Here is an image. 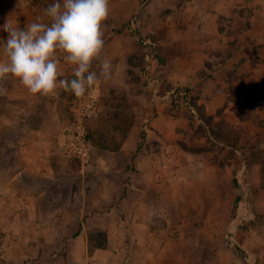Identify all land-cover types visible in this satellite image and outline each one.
Here are the masks:
<instances>
[{
	"label": "crops",
	"instance_id": "1",
	"mask_svg": "<svg viewBox=\"0 0 264 264\" xmlns=\"http://www.w3.org/2000/svg\"><path fill=\"white\" fill-rule=\"evenodd\" d=\"M6 1L0 0V27L9 19L24 28L16 17L27 10L23 0H13L14 13L7 10ZM131 1L129 13L119 16L112 10L107 19L105 40L111 52L103 60L117 62L109 79L117 84L114 89H126L132 124L121 146L100 150L96 162H88L85 173L81 171L78 186L61 191V199L59 192L50 195L47 184L52 181L63 190L58 177L63 169L54 165L53 158L62 156L66 132L46 135L42 127L31 126L29 134H20V126L33 115L38 95L22 101L25 94L19 82L17 90L0 92V264H52L40 258L27 261L25 254L35 252L36 257L42 248L56 250L57 241L79 244L87 251V237L94 233L107 236L105 250L99 251H114L116 245L117 257L128 253L126 264H183L181 252L171 257L162 254L161 259L154 258L153 252L146 259L138 258L143 247L157 245L161 252L177 248L175 243L164 247L161 242L149 243L150 236L157 235L155 220L165 215L161 204L171 199L174 187L183 186L165 173L171 166L152 163L151 142L161 155L167 144L177 156L233 152L244 158L241 171L251 165L264 170L261 160L252 157L254 152H264V0H149L141 9L138 0ZM134 13L138 15L129 28L113 31ZM29 15L34 22L39 18ZM137 35L151 39L164 59L152 65L146 76L133 63L148 50ZM7 36L0 33L5 41ZM0 62H7L4 51ZM9 76L0 78V83ZM183 89L213 116L214 124L223 122L239 132L233 145L218 144L219 150L209 143L199 147L202 150L184 145L189 141L202 146L207 137L185 138L181 131L192 113L176 92ZM97 91L90 94L94 97ZM45 108L46 125L61 126L64 116L50 103ZM96 110L97 104L94 115ZM216 164L221 167L219 161ZM222 166L228 170L231 165ZM172 168L181 172L184 166L176 162Z\"/></svg>",
	"mask_w": 264,
	"mask_h": 264
},
{
	"label": "rangeland",
	"instance_id": "2",
	"mask_svg": "<svg viewBox=\"0 0 264 264\" xmlns=\"http://www.w3.org/2000/svg\"><path fill=\"white\" fill-rule=\"evenodd\" d=\"M148 1L149 0H138L139 9L143 8ZM53 2L54 0H23V3L27 7V10H24L26 13L21 12L16 17L23 23L24 27L27 23L30 24L34 22L29 14L39 17L35 22L49 23V17L45 14V9ZM5 4L9 12H15V2L13 0H7ZM109 6L110 14L108 17H111L112 10H114L116 14L119 13V16H125L133 7V2L131 0H109ZM137 15L138 13H134L131 19L120 27L113 29V31L119 32L129 28L131 22L136 19ZM106 22L107 20L102 26L104 49L100 59L94 61L92 66V70L97 72L98 75L103 59L111 52V49L106 47L108 44L105 40L107 36V32H105L107 29ZM0 33L8 34L3 30V26L0 27ZM130 35L134 36L135 31L132 30ZM141 44L148 47V50L140 59H136L133 63L140 66L143 76H146V73L152 65H155L157 61L162 64L164 59L151 39L147 38L143 40L142 38ZM0 51H3V49H0ZM108 61H110L111 67L113 66L112 64L117 63L116 61ZM58 68L59 79L71 80L74 78V66L64 62L62 58L60 59ZM109 78L104 79L101 76L97 83L99 85L97 86L96 84L87 90L88 93L93 94L96 88L99 89V91L94 94V97L97 98V110L99 111L96 110V114L85 122V139L86 131L90 132V125H93L92 123H95L99 118L101 119L99 131H106L104 135H107L104 141L105 144L97 142L99 143L98 145L96 143V138L94 144L87 142L90 149V160L88 164L96 162L100 150H110L109 148L113 147L114 141L110 137L112 133L109 128L106 129L107 125L105 121L112 120V116L116 115L117 112H120L121 119L125 124L129 121V111L131 110L128 109L130 105L127 101L126 89H114L113 87L117 84L112 82ZM18 82L19 81L12 76L3 79L0 83L1 95H3L2 93H4V91L5 94H9V92L17 90V88H19L17 87ZM238 84H240V82ZM58 87V96L56 97L54 94L55 92L50 95H38L39 101H37V99L35 100V110L33 109L35 113L33 111L31 117L27 116L30 117V121L27 122L28 124L24 123L20 126V134H29L31 126L35 128L42 127L40 129H45L46 135H56L59 134L61 130L67 132L71 129L75 119L74 115L72 116L74 113L72 109L75 107V102L78 101V97L71 91H66L64 86L58 85ZM22 88L24 90L22 95L25 94L24 100L22 101L26 103L34 99L32 97H35V95L31 94L25 87ZM55 91H57V89ZM187 92L188 89H183L181 92L179 90L177 94L184 100L188 107L189 101L191 99L193 100L194 97H189ZM170 97V101L173 102L172 96ZM49 103L56 113L64 116V121L58 128L52 124L46 125L47 109L45 106ZM117 106L119 107L118 110ZM204 114V120L207 122V116L209 115L206 111ZM93 120L94 122H92ZM197 120L198 118L191 113L188 122H183L184 129L181 131L185 135V138L190 137L192 139L193 136L198 135V133H202L206 136L207 142L201 140V143H203L202 146H198V144L193 145V142L189 141L187 143L184 142V145L191 149L196 147L194 150H202L199 149V147L207 146L208 143L210 145L211 140L208 139L207 135H209V132L207 129L201 128L200 132L198 131L201 123L199 121L198 126H196ZM219 126H221L220 133H223V127L220 123ZM230 128L232 131L237 132L232 126H230ZM202 129H204L205 132ZM120 137L121 135H117V141L120 140ZM141 137L142 146L144 137L143 135ZM154 145L155 143L151 142V152H153V155H151L152 163L166 164L168 167L171 166L170 168H166L168 173L167 171L165 173L169 174V178L172 180L176 178L178 184L179 181H182L183 186L174 187L173 194L169 196L171 199L167 203L161 204V207L165 208V215L155 220L153 227L157 235L155 237L150 236L149 243L155 245L161 242L163 244L162 247L166 244L173 245L175 243L173 246L177 245V248H172L174 252L170 250L161 252L157 245L154 246V249L149 248L148 250H144L143 247L142 252H138V258L146 259L151 252H153L154 258L161 259L164 258L162 254H167L171 257L181 252L179 255L181 256L183 264H264V170H258L251 165L248 170L241 171L240 163L244 158L242 156L240 160L233 152L221 153L220 151V153L214 156H198L187 153L177 156L174 148L167 144L166 149L163 150L161 155L160 153H155L157 151H154L156 149ZM216 146V149L219 150L220 148L218 145ZM252 157L255 159L258 158V160H261L260 162L264 164V152H254ZM54 158V165L57 166V168L62 167L63 169L58 176L60 179L59 183L62 185L63 190L57 188V186H55L56 184L52 181L48 182L47 187L51 196L57 195V192H59L60 195L58 199H61V197L64 196L61 194V191L66 192V190L78 186L81 171L85 173L87 166L85 164L84 167H82V163L78 159L63 154L58 157L54 156ZM248 158L250 157L248 156ZM217 161L221 163V167L216 164ZM176 162L184 166L183 171L176 172L172 168ZM224 163H229V165H231L228 170L222 166ZM129 167L131 168V166ZM173 186H175V184H173L172 187ZM167 192L172 193V189L168 187ZM175 193H177L176 199L174 198ZM75 194H79L78 190L75 191ZM47 223L48 222L45 221V224ZM68 227L70 228V225ZM71 227L72 229L75 228L74 226ZM147 239L149 238L147 237ZM97 240L102 241V238L94 237L90 249L87 248V251H85L83 247L81 248L79 244L68 245L67 242L63 244L57 241V244L54 245L56 250L51 248L49 251L48 249L42 248L37 252L36 257L35 252L25 255L27 256V261L32 259L31 261L35 262L36 259L38 260L40 258L48 260L52 264H89L92 261L97 264H126L128 253L125 252L124 254V252H120L122 258L117 257L115 251L116 245L113 247L114 251L112 250L111 252H102L92 249L96 245L94 241ZM167 249L169 248H166V250ZM1 254L0 252V255ZM52 254H54V256ZM29 255L32 256L29 257Z\"/></svg>",
	"mask_w": 264,
	"mask_h": 264
},
{
	"label": "clouds",
	"instance_id": "3",
	"mask_svg": "<svg viewBox=\"0 0 264 264\" xmlns=\"http://www.w3.org/2000/svg\"><path fill=\"white\" fill-rule=\"evenodd\" d=\"M49 23L32 22L21 28L9 19L3 25L7 39L0 49L7 62H0V78L12 76L33 95L53 94L57 85L82 97L102 76L111 75L107 59L100 73L92 70L104 49L102 26L110 14L109 0H54L45 9ZM74 66V78L59 79L60 59Z\"/></svg>",
	"mask_w": 264,
	"mask_h": 264
},
{
	"label": "trees",
	"instance_id": "4",
	"mask_svg": "<svg viewBox=\"0 0 264 264\" xmlns=\"http://www.w3.org/2000/svg\"><path fill=\"white\" fill-rule=\"evenodd\" d=\"M137 36H138L140 42H142L141 37H139V35H137ZM176 92H178V91H176ZM188 107L190 108V110L192 111L194 116H196L201 123L200 127L198 128V131L200 132L201 128H205L208 130L209 137H211L210 148L217 147L216 145H218V144H231V145H233L234 142H236L239 133L232 131V129L230 128L229 125L227 126L225 123L220 122V124L223 127V131H224L223 133H220L221 126H219V124L213 123V116H210V115L207 116V122H206V120H204L205 110L203 107L197 105L195 98L193 100L191 99L189 101ZM118 109H119V107L117 106V110ZM128 109H130V107ZM121 118L122 117L120 115V112H117L116 115L112 116V120H106L105 121V124L107 125L106 129L109 128V130L112 133L110 137L114 141L113 147L109 148L110 150H117L121 146V144L123 143V140L126 137V133L128 132V130L132 124L133 116H132L131 112H130L129 121L127 122V124H125ZM92 122H94V120ZM100 122H101V119L100 118L97 119L95 121V123H92L93 125H90V128H91L90 132L86 131L87 142H89V143L91 142L94 144L95 138H96V140H97L96 143L99 142L100 144H103L104 141L106 140L107 135H104V134H106V131H104V132L99 131L100 130L99 129ZM108 125H109V127H108ZM202 130H204V129H202ZM198 131H197V133H198ZM204 132H205V130H204ZM117 135H121L120 140H118V141H117ZM201 136H204V135L202 133H198V135H194L193 137H201ZM141 139H142V137H141ZM233 139H234V141H233ZM99 143H97V144L99 145ZM94 237H97V238L100 237V238H102V241H98V240L94 241V242H96L95 243L96 245L92 249L100 250V249H104L107 246L106 234L105 233H94V234H90L87 238V248L88 249H90V245H91L92 239H94Z\"/></svg>",
	"mask_w": 264,
	"mask_h": 264
},
{
	"label": "built area",
	"instance_id": "5",
	"mask_svg": "<svg viewBox=\"0 0 264 264\" xmlns=\"http://www.w3.org/2000/svg\"><path fill=\"white\" fill-rule=\"evenodd\" d=\"M97 101L90 93L86 92L82 97H78L75 102L74 122L69 131L64 135L61 144V153L78 159L82 166L87 164L90 159V149L84 136V120L89 119L95 113ZM89 264H97L92 261Z\"/></svg>",
	"mask_w": 264,
	"mask_h": 264
}]
</instances>
